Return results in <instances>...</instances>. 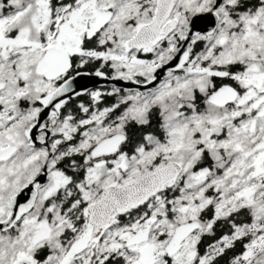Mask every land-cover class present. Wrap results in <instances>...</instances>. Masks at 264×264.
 Returning a JSON list of instances; mask_svg holds the SVG:
<instances>
[{
    "label": "snow or ice",
    "instance_id": "snow-or-ice-1",
    "mask_svg": "<svg viewBox=\"0 0 264 264\" xmlns=\"http://www.w3.org/2000/svg\"><path fill=\"white\" fill-rule=\"evenodd\" d=\"M0 264H264V0H0Z\"/></svg>",
    "mask_w": 264,
    "mask_h": 264
}]
</instances>
